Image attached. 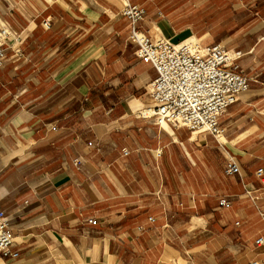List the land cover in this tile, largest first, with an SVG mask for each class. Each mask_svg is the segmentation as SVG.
I'll return each instance as SVG.
<instances>
[{
  "label": "crops",
  "instance_id": "1",
  "mask_svg": "<svg viewBox=\"0 0 264 264\" xmlns=\"http://www.w3.org/2000/svg\"><path fill=\"white\" fill-rule=\"evenodd\" d=\"M126 4L156 39L246 53L224 136L150 116ZM3 29L0 264H264V0H0Z\"/></svg>",
  "mask_w": 264,
  "mask_h": 264
},
{
  "label": "built area",
  "instance_id": "2",
  "mask_svg": "<svg viewBox=\"0 0 264 264\" xmlns=\"http://www.w3.org/2000/svg\"><path fill=\"white\" fill-rule=\"evenodd\" d=\"M144 14L143 8L130 4L122 11L130 29L128 43L136 47V56L157 72L147 91L154 104L150 116L159 125L215 138L224 136L221 117L249 90V80L238 72L246 53L230 51L221 44L204 47L195 39L180 43L156 39L140 29ZM10 38L7 29L0 30V68L5 64ZM226 173L240 174V166L229 162ZM14 243L9 219L0 211V255L8 256ZM256 245L263 246L264 238L258 239Z\"/></svg>",
  "mask_w": 264,
  "mask_h": 264
},
{
  "label": "rangeland",
  "instance_id": "3",
  "mask_svg": "<svg viewBox=\"0 0 264 264\" xmlns=\"http://www.w3.org/2000/svg\"><path fill=\"white\" fill-rule=\"evenodd\" d=\"M173 15H172V13H167L166 15H165V18L163 17V18H161V20L162 19H164V20H168L169 19V17H170V20L173 22V17H172ZM159 17V16H158ZM174 24H176L175 22H173ZM173 25V24H172ZM187 31V30H185V29H180V28H167V32L168 33H170L171 35H173V31H175V34H179L181 31ZM183 31V32H184ZM195 31H199V30H195ZM222 31H225V33H227V31L226 30H221V29H217V30H212L211 32H213V33H216V34H219V33H221ZM188 32V31H187ZM163 34H165L166 35V30L164 31L163 30ZM181 34V33H180ZM192 36H193V34H185V37L184 38H182L180 41H182V40H185V39H188V38H192ZM174 42H179V41H176V40H173ZM225 46H226V48L228 47V48H231L232 49V47L233 46H230V45H227V44H224ZM153 102V101H152Z\"/></svg>",
  "mask_w": 264,
  "mask_h": 264
},
{
  "label": "bare ground",
  "instance_id": "4",
  "mask_svg": "<svg viewBox=\"0 0 264 264\" xmlns=\"http://www.w3.org/2000/svg\"><path fill=\"white\" fill-rule=\"evenodd\" d=\"M151 113H152V111H151Z\"/></svg>",
  "mask_w": 264,
  "mask_h": 264
}]
</instances>
